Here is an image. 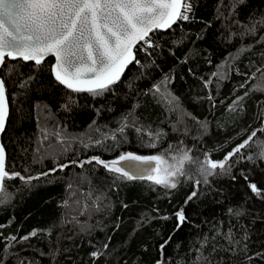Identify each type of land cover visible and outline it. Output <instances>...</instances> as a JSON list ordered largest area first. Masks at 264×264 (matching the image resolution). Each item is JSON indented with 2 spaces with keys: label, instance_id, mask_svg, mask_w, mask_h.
Here are the masks:
<instances>
[{
  "label": "trees",
  "instance_id": "16d2710c",
  "mask_svg": "<svg viewBox=\"0 0 264 264\" xmlns=\"http://www.w3.org/2000/svg\"><path fill=\"white\" fill-rule=\"evenodd\" d=\"M189 2V21L153 32L159 46L147 52L139 46V63L102 95L73 93L57 82L53 58L38 66L6 60L0 71L10 107L3 135L6 166L39 179L5 181L0 264H157L165 241L166 264H264V191L257 197L248 186L264 190V159L257 158L264 145V74L257 71L264 69V24L257 23L253 33L246 30L264 20V0ZM165 80L178 101L173 110L154 94ZM257 85L260 90H254ZM240 97V107L229 111ZM125 117L162 132L156 147H147V135L141 139L133 127L123 137L117 133L116 143L80 142L116 133ZM253 131V141L229 159L230 171L216 169L204 183L200 162L222 161ZM169 147L191 157L176 189L116 179L95 162L83 168L70 163L94 156L111 161L127 151L167 156ZM60 164L69 167L50 171ZM180 209L186 221L177 230L174 214ZM33 230L35 237L21 239ZM13 235L17 242L7 247ZM97 251L102 255L94 258Z\"/></svg>",
  "mask_w": 264,
  "mask_h": 264
},
{
  "label": "snow or ice",
  "instance_id": "6c2138e0",
  "mask_svg": "<svg viewBox=\"0 0 264 264\" xmlns=\"http://www.w3.org/2000/svg\"><path fill=\"white\" fill-rule=\"evenodd\" d=\"M191 11L189 0H0V67L6 64V59L32 61L38 66L46 57L53 56L55 63L51 71L57 82L73 93L102 95L110 91L119 81L129 64L139 63L134 51L138 44L145 52L148 48L158 47V44L152 42L151 34L157 30H167L180 21H189ZM257 23L264 24V20L253 23L246 29L247 32L253 33ZM257 71L264 74V69L258 68ZM244 75L247 76V73ZM252 79H255V75L249 76L247 82ZM211 83L212 80L209 79L204 82V86L207 88ZM166 84L167 80L162 85L154 86V94H158L161 100L166 101L170 106V110H173L178 106V101L167 92ZM23 86L22 84L21 87ZM245 86L246 84L241 85V87ZM162 87L165 89L164 92L161 91ZM260 88L261 85H257L254 90ZM207 99L212 101V106L215 107L211 94ZM241 100L243 97H240L229 111H235L240 107ZM7 118V90L4 79L0 78V133L5 131ZM129 127L135 128L141 139L147 135L149 148H155L157 141L163 135L160 131L153 132L151 129L137 126L135 120L129 122L125 117L116 133L102 134L103 139L94 142L90 137L87 143L83 140L80 142L85 147L93 146V143L95 146H100L108 139L116 143L117 133L123 137ZM201 127L206 128V122L202 123ZM43 131L44 138L47 139V129ZM54 135L59 137L60 134L57 132ZM254 137L256 131H253L248 139L242 141L232 152L226 154L222 161L216 162L205 158L200 162L199 171L204 177V183L208 182L209 176L216 174V169L221 172L230 171L231 165L228 164V160L241 153ZM60 143L65 144V140L60 139ZM168 151L172 154L139 155L126 152L111 161L94 156L85 161L73 160L70 163L83 168L85 164L95 162L113 174L116 179L147 181L165 189H176L180 178L186 175L184 163L190 161L191 157L188 151L178 149L173 153L171 147ZM257 158L264 159V145H261ZM247 159L252 160L253 157L248 156ZM68 167L69 164H60L58 168L50 171H62ZM16 178L25 184H30L33 179H39V177H24L18 172H9L5 149L0 144V202L7 197L5 181ZM244 178L247 180L246 176ZM200 183L199 179L195 180V187L198 188ZM248 186L257 197H260L264 191L255 183H249ZM195 195L196 191H193L188 200ZM174 215L177 218L178 230L185 223L186 216L183 209L178 210ZM3 227L4 225H0V228ZM36 235L37 232L33 230L30 235L21 239L28 240L30 236ZM228 238L230 239V236ZM6 240V246L11 247L13 242H17V237L13 235ZM166 245L167 241L160 245L161 259L157 264H166L163 258ZM104 248H107V244ZM91 255L99 258L102 252H93Z\"/></svg>",
  "mask_w": 264,
  "mask_h": 264
},
{
  "label": "water",
  "instance_id": "95a60500",
  "mask_svg": "<svg viewBox=\"0 0 264 264\" xmlns=\"http://www.w3.org/2000/svg\"><path fill=\"white\" fill-rule=\"evenodd\" d=\"M176 24H174L172 27H174ZM171 27V28H172ZM171 28H169V29H167V30H157V31H163V32H166V31H168V30H170ZM138 46H139V44L136 46V48L134 49V51H135V56H136V50H137V48H138ZM48 58H53L54 59V63H55V58L53 57V56H48V57H46L45 59H44V61L45 60H47ZM7 60V59H6ZM19 60V59H18ZM10 61H17V60H10ZM43 61V62H44ZM28 62H32V61H28ZM42 62V63H43ZM41 63V64H42ZM53 63V64H54ZM134 63V62H133ZM133 63H131V64H129L128 66H127V68H125L124 69V72H123V74H122V76L120 77V79L124 76V74L126 73V71L128 70V68L133 64ZM1 69H2V67H0V71H1ZM53 74V73H52ZM54 76V75H53ZM0 78H1V76H0ZM55 78V77H54ZM119 79V80H120ZM9 116H10V107H9V101H8V118H7V122H6V127H5V130H6V128H7V124H8V119H9ZM261 129H264V126L263 127H261ZM4 133H5V131L3 132V133H0V144H2L3 146H4V144H3V135H4ZM4 149H5V147H4ZM5 153H6V161H7V152H6V149H5ZM213 161V160H212ZM229 161V160H228Z\"/></svg>",
  "mask_w": 264,
  "mask_h": 264
},
{
  "label": "rangeland",
  "instance_id": "374dc122",
  "mask_svg": "<svg viewBox=\"0 0 264 264\" xmlns=\"http://www.w3.org/2000/svg\"><path fill=\"white\" fill-rule=\"evenodd\" d=\"M264 126V125H263ZM262 126V127H263ZM127 152H132V153H134V154H139L138 152H134V151H127ZM124 153H126V152H124ZM139 155H142V154H139ZM206 158H209V159H211L212 157H206ZM217 162V161H216ZM185 164V163H184Z\"/></svg>",
  "mask_w": 264,
  "mask_h": 264
},
{
  "label": "built area",
  "instance_id": "2783aa9c",
  "mask_svg": "<svg viewBox=\"0 0 264 264\" xmlns=\"http://www.w3.org/2000/svg\"><path fill=\"white\" fill-rule=\"evenodd\" d=\"M151 39H152V42H154V38H153V36L151 35ZM140 48H141V45H140ZM142 49V48H141Z\"/></svg>",
  "mask_w": 264,
  "mask_h": 264
}]
</instances>
